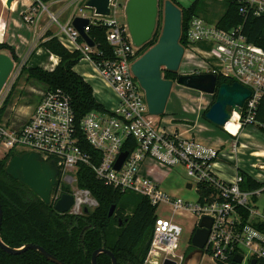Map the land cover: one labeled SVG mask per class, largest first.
<instances>
[{
    "label": "built area",
    "instance_id": "1",
    "mask_svg": "<svg viewBox=\"0 0 264 264\" xmlns=\"http://www.w3.org/2000/svg\"><path fill=\"white\" fill-rule=\"evenodd\" d=\"M237 1L242 4L239 12L243 16L248 11L259 14L264 10V0ZM118 5V0H109V16L97 15L93 9V17H100L93 21L81 14L91 23L99 22L107 27L106 40L113 50L110 59L102 58L95 44L91 47L85 41H78L80 35L71 19L60 23L59 14L52 12L47 2L35 0L23 15L24 21L34 23L46 13L48 22L42 33L49 25L57 24L54 35L66 48L78 50L80 59L94 66L100 78L113 90L116 106L88 111L77 122L70 96L61 89L46 90L24 124L15 126L0 116L3 156L12 150L18 154L32 152L45 162H53L58 171V183L51 191L50 202L55 204L63 193L71 194L73 204L69 214H83L85 208L89 210L98 204L88 189L77 186L78 168L87 165L104 184L144 196L156 210L164 204L173 214L192 212L197 215L194 226L203 216L210 217L209 234L202 251L209 253L214 264H230L235 255H241L243 262L246 258L243 249L250 252L249 261L264 259V231L256 226L264 223V208L260 210L256 206L258 196L264 192V184L247 190L241 188L243 177L239 173L232 181L220 178L214 171L217 150L193 137L168 132L159 116L148 112L144 90L131 69L140 56V47L133 44L127 24L114 16ZM242 28V24H238L224 29L194 16L188 23L185 45H182L184 55L189 53L192 58L194 54L190 51L194 50V45L204 43L218 61V65L207 62L205 71L198 68L195 72L222 75L251 91V97L245 100L238 114L239 126L254 122L255 105L264 95V49L249 41ZM24 63L13 61L14 71L10 77L15 71L18 75ZM4 87L0 92V107L5 99V94L2 96ZM81 137L97 151L98 158L82 150ZM124 151L127 156L116 169V160ZM147 159L167 167L181 164L189 177L186 184H190V189L196 185V204L168 194L157 181L143 175L141 166ZM63 185L68 186L69 191L63 192ZM243 211L248 214L246 222ZM156 216L144 264H161L165 258L180 264L183 254H176L175 250L182 227L172 217Z\"/></svg>",
    "mask_w": 264,
    "mask_h": 264
},
{
    "label": "trees",
    "instance_id": "2",
    "mask_svg": "<svg viewBox=\"0 0 264 264\" xmlns=\"http://www.w3.org/2000/svg\"><path fill=\"white\" fill-rule=\"evenodd\" d=\"M171 1L181 9L182 22L179 39L181 45H185L186 30L192 17L202 15L208 20L209 6L211 3L219 2L193 0L187 7H184L174 0ZM219 4L222 13L216 19L217 26L230 29L242 24V31L248 40L264 49L262 34L264 10L259 14L248 11L243 16L239 12L242 4L237 0H223ZM106 30L105 25L95 22L89 25L87 33L101 53V57L110 59L113 57V50L106 40ZM158 37L157 31L154 30L151 39L139 49L138 54L141 55L153 45ZM37 47H43L56 55L59 58L58 63L51 70L37 65L26 66L24 63L20 74L26 72L28 79L42 83L47 90L61 89L67 93L70 96L77 122L88 111L106 110V107L94 97L90 84L74 70V66L81 58L77 50H68L50 31H46L41 36ZM0 51H7L15 62H19L14 48L7 42L0 43ZM162 74L164 78L173 81L178 76L177 72L167 70H163ZM224 82L231 84L233 80L218 75L216 88ZM10 96L11 91L0 107V116L3 115ZM215 99L216 93L210 105ZM243 115L242 111V121ZM254 122L264 133V95L255 105ZM245 125L241 124L242 127ZM80 146L84 152L99 157L97 151L82 137ZM16 154L18 153L12 150L0 159V206L2 209L0 236L6 245L20 248L27 243L36 244L66 264H91L92 252L103 247L113 253L117 264H144L157 217L156 207L152 206L146 197L129 191L123 192L106 185L95 177L89 166L80 165L77 171V186L88 189L98 204L79 215L59 213L54 209V202L45 204L32 190L6 173L9 159ZM238 172L243 177L242 189L254 190L263 186V182L256 180L247 172L241 169ZM62 191H69L68 186L63 185ZM111 205H115V209L109 216ZM242 214L243 221L246 222L248 214L246 211ZM256 226L264 231V223L256 224ZM191 250L195 251V248L192 247ZM96 262L97 264H112L110 256L105 253L99 254ZM0 264L54 263L34 249H27L19 254H9L0 248ZM257 264H264V259L258 260Z\"/></svg>",
    "mask_w": 264,
    "mask_h": 264
},
{
    "label": "water",
    "instance_id": "3",
    "mask_svg": "<svg viewBox=\"0 0 264 264\" xmlns=\"http://www.w3.org/2000/svg\"><path fill=\"white\" fill-rule=\"evenodd\" d=\"M12 0H7L9 6ZM159 0H126L124 6L125 21L135 46H144L152 37L158 15ZM109 0H87L86 7L94 9L100 16H109ZM163 26L157 41L147 48L132 64L131 69L145 93L148 112L151 115L161 116L165 111L171 88L174 82L177 84L198 90L200 92L214 94L215 101L205 113V118L211 123L224 127L231 118L233 112L240 114L241 108L246 99L251 97V91L238 82L222 83L218 88L217 77L214 73H189L178 74L175 81L164 78L162 71L178 72L181 64L184 48L179 42L181 36V9L171 0L164 1ZM91 24L88 18L76 16L72 25L78 31L80 37L93 47L94 42L89 37L87 29ZM264 36V29L262 31ZM3 41L0 30V43ZM13 59L6 53L0 52V92L5 86L13 70ZM127 152H122L115 163V168L122 165ZM6 173L12 178L19 180L24 186L41 199L45 204L50 203V195L56 184L57 168L53 162L43 161L37 154L23 152L12 156L6 166ZM190 188V184H186ZM73 204V196L63 193L54 204L55 211L68 213ZM115 205H111L108 215L114 212ZM88 209L85 208L84 212ZM2 221V209L0 206V227ZM211 218L203 216L197 227L194 229L190 241L197 252L187 264H199L203 247L206 244ZM87 228L84 227L82 233ZM0 248L9 254H19L27 249H34L43 255L48 261L54 264H66L57 257L45 251L39 245L27 243L20 248H12L6 245L0 236ZM105 253L110 256L112 264H117L113 253L107 248H98L92 252L91 264H97L99 254ZM241 255H235L230 264H240ZM161 264H177L174 259L165 258ZM182 264V262L180 263ZM250 264H256V259H251Z\"/></svg>",
    "mask_w": 264,
    "mask_h": 264
},
{
    "label": "rangeland",
    "instance_id": "4",
    "mask_svg": "<svg viewBox=\"0 0 264 264\" xmlns=\"http://www.w3.org/2000/svg\"><path fill=\"white\" fill-rule=\"evenodd\" d=\"M85 1L86 0L80 2L74 0L61 1V3L56 6L55 9L57 7L64 8L67 6L68 9L64 11V14L59 15V21L62 24L65 23L67 17L74 12L77 14H85L88 17H91L92 21L99 19L100 17H93V9L86 7L84 5ZM219 2L211 3L209 6L210 13H208L207 19L210 20V23H214L222 13ZM125 3L126 0H118L119 8H117L114 15L121 23H126L124 14ZM80 8L82 11H79ZM163 10L164 0L158 3V15L155 26L158 36L160 35L163 26ZM200 16L204 17L202 15ZM23 35L26 36L27 33H24ZM28 49L29 48L25 50V53L28 51ZM5 52L10 56L7 51ZM190 52L193 53L194 56L191 58L189 57V53H185L179 66V70L177 72L178 74L194 73L198 70V68L201 69V71H205L206 65H208L210 62L212 64L218 65V61L214 56H212L211 50L204 43L194 45V50H191ZM40 61L38 57L32 54L29 57L26 66L36 65V63H39ZM74 70L78 74H91L92 76H90L89 82L98 101L106 106L112 105L114 92L108 85L104 83L100 77L94 74L92 65H90L87 61L80 60L75 66ZM15 74L16 71L13 73L12 77L7 80L3 90L2 96L5 94V98L11 91L8 104L3 111V116L7 118L9 122H12V124L19 125L26 120L29 112L32 111V109L36 106L40 97V93L44 91L46 87L34 79H28L26 72L21 74L19 73L18 75ZM213 97L214 94L200 92L174 82L165 106V111L161 116H159V118H162V126L168 132L171 131L172 128H180L181 131L186 129L189 133L192 127L191 134L194 133V136L196 137L204 136L203 138H207L209 136L211 138L216 137L219 135L215 132L216 130H220L222 132L221 134H225L224 132L226 131L222 129L221 126H217L204 118L206 110H208L210 107ZM169 120H171V123ZM232 120H234V118H232ZM199 125L206 126L209 131L201 132L202 130L200 129ZM252 128L253 127H249L245 130V132L249 134L248 136L240 135L238 137L240 143H245L248 146L247 148L239 147L238 152H230L232 140L231 138L229 139V137L224 135L227 137V139L224 146L222 147V154L219 155V165L215 168V170L225 178H231L232 175L235 174L238 167L247 173L255 175L260 174L264 176V171L258 168L260 167L259 165L261 163H264V158L255 157L250 153L252 150H264V133H262L258 127H256L258 130H254ZM226 129L228 130L227 127ZM194 136L192 135L193 138ZM4 153L5 152L0 149V159L3 157ZM229 153L232 154L230 160L229 158L227 159ZM141 173L157 181L161 189L166 191L168 194L177 196L183 201L190 202L193 205L196 204L198 199L196 185L194 184V188L192 189H186L185 186L189 180V177L187 175L186 169L181 164L167 167L148 159L143 163L141 167ZM256 206L260 210L264 208V192L258 196ZM156 214L165 218L172 217L173 221L177 222L182 227V232L178 238V248L175 250V253L184 254L183 264H187L197 253L196 251L191 250L193 246L190 241L191 235L193 233V227L197 220V215L192 212H183L181 215L173 214L172 211H170L164 204L158 206ZM243 252L245 253L246 258L242 264H249L250 252L247 249H243ZM200 264H214L210 259L209 253L204 252L202 254Z\"/></svg>",
    "mask_w": 264,
    "mask_h": 264
},
{
    "label": "crops",
    "instance_id": "5",
    "mask_svg": "<svg viewBox=\"0 0 264 264\" xmlns=\"http://www.w3.org/2000/svg\"><path fill=\"white\" fill-rule=\"evenodd\" d=\"M61 1H63V0H49V1H47V3L49 4L50 10L52 12H54V13H58L59 15L64 14V11L68 9L67 8L68 6L67 7H64V8L57 7L55 9V7L58 6L61 3ZM86 1H85V3H86ZM174 1L177 4H179L180 6L187 7L193 0H174ZM216 1H223V0H216ZM6 2H7V0H0V30L2 32L3 41L7 42L10 46H12L14 48L15 53H16V55L19 58V61L25 62L27 64V61L29 60V57L33 54L36 57H38L39 61L41 60L39 63H36L37 66H40V67H42L44 69H47V70L53 69L56 66V64L58 63L59 58L56 55H54V54L50 53L49 51H47L45 48H43V47H39L38 48L37 47L38 42H39V39L41 38L40 35L41 34H42V36L44 35L42 32H43V29L45 28V26H46V24L48 22L47 15L46 14H43L37 22L29 23V22L24 21L23 15H25L28 12L29 8L35 2V0H12L9 6L6 5ZM76 16H81V14L80 13L77 14L76 12H74V13H72L71 15H69L67 17V20L66 21H68L69 19H71V22H72L73 18L76 17ZM204 20L210 23V21H208L206 19H204ZM214 23L216 24V20H215ZM57 30H58V25L57 24H52V25H49L47 31H50L52 33V35L55 36L54 34L57 32ZM24 33H27V35L24 36L23 35ZM56 38L58 39V37H56ZM78 41L81 42V41H84V40L80 37L78 39ZM198 44L199 43H197L195 45H198ZM23 48H25V49H23ZM27 48H29V49L25 53V50ZM68 50H70V49H68ZM70 51H73V50H70ZM0 52L6 53L5 51H0ZM80 60H82V59H80ZM83 61H86V60H83ZM88 63L90 65H92L90 62H88ZM36 65H33V66H36ZM75 66H74V68H75ZM92 67H93V70H94V74L96 76L100 77L97 74V71L95 70V68H94L93 65H92ZM80 75L83 77V79L86 82H88L90 84L89 78H90V76H92L91 74L81 73ZM46 90L47 89L45 88L44 91H46ZM92 90H93V88H92ZM44 91H42V92H44ZM41 93H40V96H41ZM93 94H94V97L96 98L94 90H93ZM39 99H40V97H39ZM96 100L98 101L97 98H96ZM115 106H116L115 97L113 98V103H112L111 106L104 105V107H106L108 109H112ZM30 113H31V111L29 112V114ZM29 114L27 115L26 120L28 119ZM160 119H162V118H160ZM26 120L22 124H24L26 122ZM169 122L171 123V120H169ZM22 124H19V125H15L14 124V125L15 126H20ZM199 127L202 130L201 132H203V131L208 132L209 131L206 128V126H204V125H199ZM249 127H253L252 129H254V130L257 129L256 128L257 126L255 125V122H252L250 124H246L243 127L240 126L237 135H232V134L229 135V134H227L228 132L222 127V129H224L227 133L222 130L225 134H221L222 132L220 130H216L215 132L217 134H219V135H217L214 138H211L210 136L207 137V138H203L204 136L196 137V136H194L195 135L194 133L191 134L192 127H191V131L189 130L190 133L186 129H184L183 131H181L180 128H172V130L169 131V132H171V133L172 132L173 133H181V135L184 136V137H192V135H193L194 138L197 141H199L202 144L207 145V146H210V147L214 148L215 150H217L218 151V159L216 160L217 162L214 165V171L216 172V174L220 178H222L224 180L232 181L234 179L235 175H237L239 173L238 170L240 168L239 167L237 168L235 174L232 175L231 178H228V179L225 178L223 175H221L220 173H218L215 170V168L219 165L218 164V162H219L218 160H220L219 159V155L222 154V147L224 146L227 137H229V139L231 138V140H232V145H231V150H230L231 153H234L236 151L238 152V148L239 147H241V148H247L248 146L245 143H242V142L240 143V141L238 140V137L240 135L248 136L249 134L246 133L245 130L247 128H249ZM230 132H232V131H230ZM184 133H189V134H184ZM221 135L224 137V139H223V137ZM224 135H226L227 137L224 136ZM239 143H240V145H239ZM233 145H235V147ZM231 153H229V155L227 157V159L229 158V160L232 157V154ZM250 153L253 156H255V157H262V158H264V150H252ZM149 160H151V159H149ZM152 161H154V160H152ZM259 166H260V167H258L259 169L262 168V167L264 168V163H261ZM261 170L264 171L263 169H261ZM248 174H250V173H248ZM250 175L253 178H255L256 180L264 183V176L263 175H260V174L259 175H257V174L256 175L255 174H250ZM185 187H186V189H190V188H187V186H185ZM155 213H156V211H155ZM196 227L197 226H194V229ZM252 259H255V258H252ZM183 260H184V257H183ZM258 260L256 259V264L258 263ZM182 263H183V261H182ZM249 264H250V261H249Z\"/></svg>",
    "mask_w": 264,
    "mask_h": 264
},
{
    "label": "bare ground",
    "instance_id": "6",
    "mask_svg": "<svg viewBox=\"0 0 264 264\" xmlns=\"http://www.w3.org/2000/svg\"><path fill=\"white\" fill-rule=\"evenodd\" d=\"M232 118H234V120H232ZM233 128H230V127ZM226 127L228 128V130L226 129ZM240 126H239V121H238V113L237 112H233L231 118L228 120V122L226 123L225 126V130L232 135H237L238 134V130H239ZM232 131V132H230ZM235 131V132H234ZM234 132V133H233Z\"/></svg>",
    "mask_w": 264,
    "mask_h": 264
},
{
    "label": "flooded vegetation",
    "instance_id": "7",
    "mask_svg": "<svg viewBox=\"0 0 264 264\" xmlns=\"http://www.w3.org/2000/svg\"><path fill=\"white\" fill-rule=\"evenodd\" d=\"M183 263H184V262H183ZM183 263H182V264H183Z\"/></svg>",
    "mask_w": 264,
    "mask_h": 264
}]
</instances>
